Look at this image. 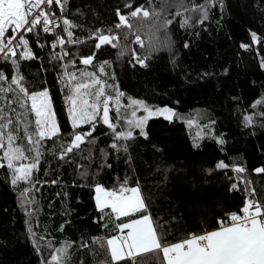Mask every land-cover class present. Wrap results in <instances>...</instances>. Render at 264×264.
<instances>
[{
  "label": "trees",
  "instance_id": "trees-1",
  "mask_svg": "<svg viewBox=\"0 0 264 264\" xmlns=\"http://www.w3.org/2000/svg\"><path fill=\"white\" fill-rule=\"evenodd\" d=\"M204 2L67 0L64 11V16L82 26L75 30V37L83 38L89 29L113 27L117 22L115 10L119 8L126 14V4L143 6L150 12L153 8L161 11L162 4L168 5L162 16L173 23L167 28L150 30L153 20L141 21L143 48L135 42L134 35L129 36L128 47L145 59L143 67L130 54L118 57L117 49L110 45L96 50L92 40L66 45L65 51H70V56L75 54L71 58L76 59V66L69 64L68 69L77 74L98 73L99 64L109 61L105 68L108 75L102 78L109 84L118 83L125 93L123 103L132 97L150 106L174 109L176 115L171 122L163 117L148 121L147 138L140 136L137 129L135 138L128 142L127 154L120 153L118 159L110 154L111 168H97L99 149L107 150L111 142L110 131L101 123H97L92 134L95 137L92 158L80 159L81 155H88V141L81 145L83 153L75 157L82 165L80 171L95 172V182L105 187H113L126 175L129 186H135L133 181L138 180L158 233L170 242H178L190 232L214 230L225 212L237 211L247 199L253 198L249 195L253 190L255 198L264 203V173L255 171L264 168V117L260 115L264 113V103L252 107L257 100L264 101V68L260 67L264 42L253 44L250 38L251 32H255L264 41V2L223 0V11L218 6L213 8L210 20L203 25L195 24L193 19L194 27H180L181 17L176 13H183L184 9L178 5ZM55 11L59 14L58 8ZM120 42L124 43L122 37ZM241 44H248V50L241 48ZM33 51L39 59L22 62L21 72L37 90L41 84L48 87L61 127L62 139L57 141L60 144L70 123L63 99L66 91L57 81L59 65L52 60L49 47L41 49L33 45ZM93 52V64L97 67L79 63L80 57ZM113 72L115 81L111 79ZM204 72L211 75L201 78ZM141 114L139 110L137 115ZM110 115L115 117L114 111ZM244 116H252L253 123L246 126ZM192 119L195 125L189 123ZM87 127L82 126L85 130ZM220 140L225 143H218ZM18 143L27 148L22 138ZM50 146L51 142L45 143V156L36 174L41 183L35 187L25 182L13 187L10 173L0 168V264H41L42 260L50 261V254L64 244L68 245L66 264H106L110 259L106 239L120 234L114 228L119 221L110 219L107 210L101 219L95 207L93 182L81 179L75 165L58 164L47 154ZM126 156L131 157L130 162ZM221 161L229 167L217 169L215 165ZM236 168L244 171L237 172ZM57 177L56 184L46 182ZM233 184L235 189L231 187ZM22 194L23 198L35 200L30 205L34 209L31 216L22 207ZM29 227L35 234V242L29 236ZM94 238L99 240L93 243ZM81 243L87 247H80ZM125 261L163 264V254L152 251L133 259L126 257Z\"/></svg>",
  "mask_w": 264,
  "mask_h": 264
},
{
  "label": "snow or ice",
  "instance_id": "snow-or-ice-1",
  "mask_svg": "<svg viewBox=\"0 0 264 264\" xmlns=\"http://www.w3.org/2000/svg\"><path fill=\"white\" fill-rule=\"evenodd\" d=\"M66 6L67 0H0V168H6L10 173L11 185L15 187L19 182H25L35 187L41 183L36 174L39 173L41 160L45 156V143L51 142L47 149L48 155L60 165H75L81 179L93 182L95 207L101 214V219L107 210L110 219L119 221L114 223V228L120 234L106 239L107 252L110 254L106 264H119L125 261L126 256L135 257L151 251L162 252L163 264H264V203L255 198L254 190L249 192L253 198L247 199L241 209L225 212L214 230L190 232L178 242H170L158 233L138 180L133 181L135 186H129V177L126 175L122 181L108 188L95 182V172H89L88 169L80 171L82 165L75 157L77 153H83L81 145L88 141V155H81L80 159L92 158L95 143L92 134L97 123L107 126L111 135L107 150L99 149L100 162L97 168L102 170L112 167L108 163L110 154L118 159L120 153H128V142L135 138L137 129L140 136L147 138L145 129L151 118L163 117L171 122L176 113L171 107L150 106L144 100L132 97H127V103H123L125 93L119 89L118 83L109 84L102 78L108 75L105 68L109 66V61L99 64V74L95 71H80L79 74L69 71V64L75 68L77 61L71 58L74 53L70 56V51H65V46L92 40L96 50L102 45H110L117 49L118 57L130 54L132 60L143 67L145 59L128 47L129 36L134 35L135 42L143 48L144 42L139 34L141 21L151 18L153 24L150 30L159 31L160 28L171 25L173 20L162 16L168 5L162 4L161 11L153 8L150 12L143 6L126 4V14H122L119 8L115 10L117 22L113 27L89 29L86 36L76 38L75 30L82 26L64 16ZM217 6L222 12L223 0H205L204 3L191 6L178 5L184 9L183 13H176L181 17L180 27H194L191 23L193 19L195 24L203 25L210 20L211 10ZM56 8L59 9V14L55 11ZM186 13L196 15L193 17L185 15ZM42 33L45 35L42 36ZM121 37L123 44L120 42ZM250 38L253 44L264 42L255 32H251ZM33 45L41 49L49 47L52 50V60L59 65L57 81L62 90L66 91L63 99L67 121L70 123V128L66 130L67 136L60 144L57 141L62 139L61 127L48 87L41 84L37 90L32 81L26 79L21 72L22 62L39 59L33 51ZM187 46L185 43L184 47ZM240 47L248 50L249 45L241 44ZM57 49L59 50L56 51ZM94 57L95 52L82 56L79 63L97 67L93 64ZM260 67L264 68V60H261ZM224 71L226 73L227 69ZM208 75L211 73H201V78ZM111 79L115 81L114 72ZM108 89L112 91L109 92ZM262 103L264 101L257 100L252 107L256 108ZM139 110L143 114L137 115ZM113 111L115 117L110 115ZM260 115L264 117V113ZM243 119L246 126L253 123L252 116H244ZM84 125L88 126L87 130L82 128ZM21 138L26 142L27 148L18 143ZM218 143L223 144L225 141L220 140ZM126 159L130 162L131 157L126 156ZM215 167L226 169L229 165L221 161ZM235 170L244 171L243 168ZM207 171L210 172L211 169ZM255 171L264 173V168H257ZM58 178L46 182L56 184ZM231 187L235 189L236 185ZM24 192H28V188ZM34 204L33 198H23L22 194V207L27 216L32 215L34 209L30 205ZM28 233L35 242L31 227L28 228ZM98 240L99 238H94L93 243ZM101 246H104L103 242ZM80 247L86 248L87 244L81 243ZM67 248V244L56 248L50 254V261L42 260L41 264H66ZM36 251L39 254L38 245Z\"/></svg>",
  "mask_w": 264,
  "mask_h": 264
},
{
  "label": "rangeland",
  "instance_id": "rangeland-1",
  "mask_svg": "<svg viewBox=\"0 0 264 264\" xmlns=\"http://www.w3.org/2000/svg\"><path fill=\"white\" fill-rule=\"evenodd\" d=\"M129 111H130V110H129ZM186 119H187V118H186ZM193 121H194L193 119H192V120H189V123L195 125ZM0 155H2V152H0ZM151 252H152V251H151ZM147 253H150V252L140 253V254L136 255L135 257L140 256V255H144V254H147ZM126 257H127V256H126ZM126 257H125V258H126ZM129 258L133 259L134 257H129Z\"/></svg>",
  "mask_w": 264,
  "mask_h": 264
},
{
  "label": "built area",
  "instance_id": "built-area-1",
  "mask_svg": "<svg viewBox=\"0 0 264 264\" xmlns=\"http://www.w3.org/2000/svg\"><path fill=\"white\" fill-rule=\"evenodd\" d=\"M45 35V34H44ZM57 50H59V49H57Z\"/></svg>",
  "mask_w": 264,
  "mask_h": 264
}]
</instances>
